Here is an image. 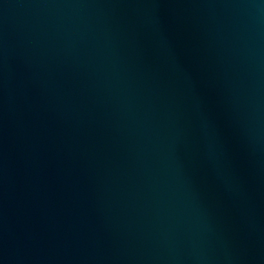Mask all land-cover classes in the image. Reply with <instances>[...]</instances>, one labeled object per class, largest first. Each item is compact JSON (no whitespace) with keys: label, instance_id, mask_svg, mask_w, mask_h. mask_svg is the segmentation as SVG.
<instances>
[{"label":"water","instance_id":"obj_1","mask_svg":"<svg viewBox=\"0 0 264 264\" xmlns=\"http://www.w3.org/2000/svg\"><path fill=\"white\" fill-rule=\"evenodd\" d=\"M0 264H264V0H0Z\"/></svg>","mask_w":264,"mask_h":264}]
</instances>
